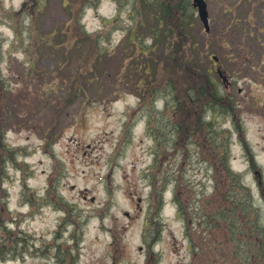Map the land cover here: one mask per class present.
Here are the masks:
<instances>
[{
	"label": "rangeland",
	"instance_id": "obj_1",
	"mask_svg": "<svg viewBox=\"0 0 264 264\" xmlns=\"http://www.w3.org/2000/svg\"><path fill=\"white\" fill-rule=\"evenodd\" d=\"M174 2L0 0V264H264V2L189 10L195 103Z\"/></svg>",
	"mask_w": 264,
	"mask_h": 264
},
{
	"label": "trees",
	"instance_id": "obj_2",
	"mask_svg": "<svg viewBox=\"0 0 264 264\" xmlns=\"http://www.w3.org/2000/svg\"><path fill=\"white\" fill-rule=\"evenodd\" d=\"M175 2L176 4H174L173 6L172 4L170 6H167L165 3L164 4L160 3V6L162 8L161 11L163 12L164 15H166L167 18L170 12V8L173 9V12L175 13L174 16H176L177 21L176 20L175 22L172 21L174 28L172 29L171 32L172 34H176V37L182 40V44L178 45L174 49V52L171 51V49H169L168 51L169 54L166 55V57H168V62L163 64V69H162L163 73L160 74L159 79H161L162 77L164 78V80H167V83L165 84L166 88L173 81L180 82L181 80L182 83H186V87L183 86L185 88L183 89V93L186 94V96L187 95L189 96V93H190V96L189 98H187V100L192 101L193 103L200 102L201 99L205 96V94L209 93L210 95L212 94L215 95L217 90L215 89L216 86L211 81L209 74L204 71L203 72L199 71L194 66V61L192 60L193 56L191 53V48H189L190 43H189V47L188 48L186 47V40L189 36L185 35L186 32L184 31L183 25L185 21H187V17H188L187 15L190 13L189 12V8H190L189 0H175ZM176 27H177V30L175 32ZM135 32L136 31L134 29L131 32V36L132 34L134 35ZM187 42L189 41L187 40ZM141 49L143 53H146L147 48L142 47ZM148 50L150 49L148 48ZM172 61H174V64H172ZM147 68H149L148 65L146 69ZM145 71L146 70H144L143 72L145 73ZM2 99L3 98L0 93V108L2 107ZM216 100L217 98H215L214 101L212 102L215 105H216ZM226 171L229 174H231L227 165H226ZM232 176H234L236 180L239 179L237 175L236 176L232 175ZM10 231L11 229L8 226H6V224L4 223L0 224V250L7 243V240L4 241L5 235L3 234L10 232ZM13 237H16L14 235V232H13ZM21 242L22 240H19L18 242H16V245ZM13 246H15V244Z\"/></svg>",
	"mask_w": 264,
	"mask_h": 264
},
{
	"label": "water",
	"instance_id": "obj_3",
	"mask_svg": "<svg viewBox=\"0 0 264 264\" xmlns=\"http://www.w3.org/2000/svg\"><path fill=\"white\" fill-rule=\"evenodd\" d=\"M193 6L198 8V13L200 16V19L202 20L205 29H208V24H207V10H206V3L204 0H193ZM217 71L221 72L219 70V67H217Z\"/></svg>",
	"mask_w": 264,
	"mask_h": 264
}]
</instances>
